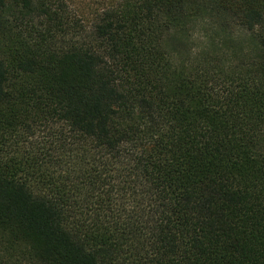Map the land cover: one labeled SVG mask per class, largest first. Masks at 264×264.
Returning <instances> with one entry per match:
<instances>
[{"label": "trees", "instance_id": "obj_1", "mask_svg": "<svg viewBox=\"0 0 264 264\" xmlns=\"http://www.w3.org/2000/svg\"><path fill=\"white\" fill-rule=\"evenodd\" d=\"M0 0V264H264V0Z\"/></svg>", "mask_w": 264, "mask_h": 264}, {"label": "rangeland", "instance_id": "obj_2", "mask_svg": "<svg viewBox=\"0 0 264 264\" xmlns=\"http://www.w3.org/2000/svg\"><path fill=\"white\" fill-rule=\"evenodd\" d=\"M102 0H73V6L80 9L81 12H91L97 8Z\"/></svg>", "mask_w": 264, "mask_h": 264}]
</instances>
